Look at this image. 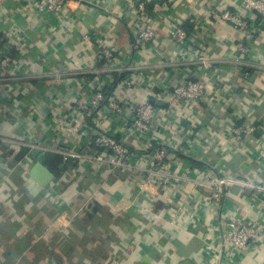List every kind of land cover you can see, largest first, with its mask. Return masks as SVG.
Returning a JSON list of instances; mask_svg holds the SVG:
<instances>
[{
	"label": "crops",
	"instance_id": "crops-1",
	"mask_svg": "<svg viewBox=\"0 0 264 264\" xmlns=\"http://www.w3.org/2000/svg\"><path fill=\"white\" fill-rule=\"evenodd\" d=\"M128 2L73 0L69 24L42 20L33 0H0V59L8 49L20 68L0 70V264H264V236L242 254L223 246L212 186L152 178L145 191L127 169L98 173L57 151L75 149L85 125L75 102L98 87L134 105L149 99L164 110V134L131 135L124 105L96 129L140 154L144 167L153 164L152 139L169 138L176 173L229 180L224 212L243 220L263 214L254 186H264V35L222 19L239 0H169L154 17L156 46L137 51L120 13ZM173 22L192 34L189 48L167 37ZM15 31L23 44L6 35ZM105 48L118 52L116 70L102 60ZM133 73L138 85L128 96L122 82ZM187 80H205L209 94L180 111L172 88ZM36 164L53 175L46 186L31 178Z\"/></svg>",
	"mask_w": 264,
	"mask_h": 264
},
{
	"label": "built area",
	"instance_id": "built-area-1",
	"mask_svg": "<svg viewBox=\"0 0 264 264\" xmlns=\"http://www.w3.org/2000/svg\"><path fill=\"white\" fill-rule=\"evenodd\" d=\"M37 9L39 17L48 21L52 18L66 19L71 24L74 15L71 8V1L73 0H33ZM169 0H129L128 4L120 11L121 16L130 19L129 26L134 37L133 47L135 50H140L144 47L156 46L158 42V31L156 26V10L160 2ZM239 8L235 11H226L222 14V19L229 22L231 26L236 29L247 31L249 33L257 32L264 35V0H239ZM259 17L258 24L249 25V21H255ZM164 19V22L166 21ZM12 42H20L23 44L25 38L22 32H13V34H6ZM191 33L182 28L178 23L173 22L167 32V37L175 42L180 48H189ZM2 57L0 59V70L13 69L18 71L19 65H16L10 50L2 48ZM239 52H246L244 44L238 46ZM100 56L112 68L116 70L114 65L119 62V54L113 48H105L101 51ZM243 67H252L249 63H242ZM248 74V72H247ZM138 75L133 73L131 77L124 78L122 84L126 90V95L130 96L131 92L138 85ZM88 87L96 84V82H89L84 80ZM100 85V84H99ZM209 85L205 80H187L183 83L176 84L172 88L173 103L178 106L179 110L185 107H194L201 101H206L209 94ZM105 90L102 86L94 95L88 99H78L75 102V109L81 114L84 120V128L78 137L75 149L57 150L60 153L72 156L80 165L89 166L94 171L102 172L108 170H124L131 172V180L136 181L139 188L147 191L151 183H154L152 178L157 179L156 185L166 184L168 181H185L195 185L212 186L214 189L211 193V203L220 212L219 222L215 223L218 227L225 226L226 230L223 233L222 243L228 251L234 254H242L248 249L254 247L256 242L262 240L264 236V210L263 214L255 220H243L233 217L228 212H224L223 205L226 204V187L229 185L227 179H213L212 181H205L195 175L186 173L179 174L177 172V157L171 158L170 151L175 146L168 138H153V143L156 142V148L151 149V158L153 164L149 167L141 165V155L135 154L128 146H125L115 136L103 134L96 128H102V118L108 114H122L123 105L129 108L130 113L128 131L131 135L138 138L150 140L151 133L164 134L161 125V116L164 110L157 108L148 99L144 103L134 105L129 100H119ZM180 106V107H179ZM90 120V121H89ZM173 131V130H172ZM234 135H241L247 130L242 128H235ZM85 135V136H84ZM155 136V135H154ZM87 139H85V138ZM174 137V136H172ZM5 139V138H1ZM173 141L174 139L171 138ZM20 143V142H19ZM173 147V148H171ZM49 150L48 147H43ZM149 148V147H148ZM183 150V149H182ZM140 163V164H139ZM154 179V180H156ZM130 180V178H129ZM257 192L264 196V186H254ZM157 192V191H156ZM157 195V193L155 194ZM173 197V195H167ZM194 209L199 210L198 204L195 202ZM264 209V207H263ZM218 215V214H217ZM217 227V228H218Z\"/></svg>",
	"mask_w": 264,
	"mask_h": 264
},
{
	"label": "water",
	"instance_id": "water-1",
	"mask_svg": "<svg viewBox=\"0 0 264 264\" xmlns=\"http://www.w3.org/2000/svg\"><path fill=\"white\" fill-rule=\"evenodd\" d=\"M52 177L53 175L41 164H36L31 171V178L41 186H46ZM33 180L32 182H34Z\"/></svg>",
	"mask_w": 264,
	"mask_h": 264
},
{
	"label": "rangeland",
	"instance_id": "rangeland-1",
	"mask_svg": "<svg viewBox=\"0 0 264 264\" xmlns=\"http://www.w3.org/2000/svg\"><path fill=\"white\" fill-rule=\"evenodd\" d=\"M98 173H100L99 171H97ZM115 171H113V173H114ZM157 193V192H156Z\"/></svg>",
	"mask_w": 264,
	"mask_h": 264
},
{
	"label": "trees",
	"instance_id": "trees-1",
	"mask_svg": "<svg viewBox=\"0 0 264 264\" xmlns=\"http://www.w3.org/2000/svg\"><path fill=\"white\" fill-rule=\"evenodd\" d=\"M110 93V92H109Z\"/></svg>",
	"mask_w": 264,
	"mask_h": 264
}]
</instances>
